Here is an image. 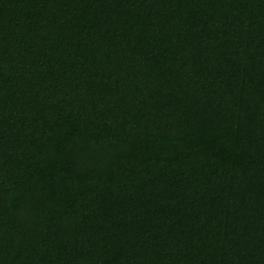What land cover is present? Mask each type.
<instances>
[{"label": "trees", "instance_id": "16d2710c", "mask_svg": "<svg viewBox=\"0 0 264 264\" xmlns=\"http://www.w3.org/2000/svg\"><path fill=\"white\" fill-rule=\"evenodd\" d=\"M0 264H264V0H0Z\"/></svg>", "mask_w": 264, "mask_h": 264}]
</instances>
